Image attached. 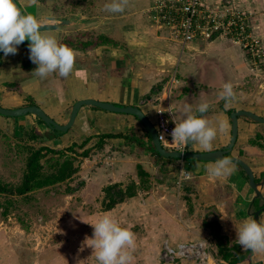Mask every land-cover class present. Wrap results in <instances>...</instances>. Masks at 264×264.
Wrapping results in <instances>:
<instances>
[{"label": "crops", "instance_id": "crops-1", "mask_svg": "<svg viewBox=\"0 0 264 264\" xmlns=\"http://www.w3.org/2000/svg\"><path fill=\"white\" fill-rule=\"evenodd\" d=\"M18 1L26 14L34 15L42 22L53 18L71 19L72 24L42 30V34L53 35L60 43L74 49L77 58L74 71L67 78L52 74L40 79L33 74L37 65L29 58L30 41L26 39L18 45L15 55L5 56L0 51V106L38 105L61 124L69 120L75 102L85 98L138 106L159 131L171 136L175 125L169 111L175 113L179 121L183 118L181 109L185 104L195 107L207 100L214 107L204 114L206 118L217 126L220 121H225L228 126L224 133L218 132L212 150L228 145L231 140V110L248 109L264 116V105L260 100H251L248 105L229 102L226 107L225 101L218 99L224 83H240L252 71L244 52L236 49L229 40L220 39L194 40L183 46L172 38L168 29L158 26L150 17L148 10L155 0H129L122 13L101 11L103 18L99 21L94 20L95 12L91 16L81 13L78 17L77 12L81 11L77 7L62 9L56 0ZM206 1L216 4L221 0ZM236 1L252 12L256 30L259 26L254 21L264 19L258 13L264 10V0ZM110 2L107 0L101 6ZM91 3L96 4L95 1ZM91 8L96 9L94 5ZM71 14L72 18L68 17ZM84 19L80 24L79 21ZM242 92L239 90L238 93ZM31 130L40 134L37 140L29 142L36 148L48 146L61 150L76 144L78 152L90 149L88 156H79L76 165L80 163V168L72 177L83 180L81 190L74 193L85 196L90 207L101 204L98 198L102 199L104 188L109 184L126 185L132 180L139 185L138 165H141L149 174L150 189H138L135 196L111 210L102 211L101 217L115 215L118 220L120 215L129 217L132 214V219L139 223L142 219L138 213H147L143 218L146 220L141 223L152 228L155 241L152 238L150 243L155 247L166 240L176 244L202 237L212 239L211 229L204 226L205 220L217 221L229 245H239L236 227L246 219H254L252 212L264 206V201L251 187L249 177L235 162L234 173L226 178H213L207 167L216 161L170 159L140 147L133 137H139L148 145L150 135L132 114L83 106L67 132L52 136H49L53 134L52 130L34 114L0 115V132L6 136L13 134L22 139ZM107 134H113V137L103 138ZM184 147L190 151H205L194 142ZM230 155L247 162L256 182H261L264 176V123L240 117L238 138ZM182 172L189 177L182 179L179 188ZM259 189L264 196V184ZM120 207L128 209L123 213L115 212ZM260 221H264V212ZM161 239L163 241H159ZM212 249L209 264H230L217 256L215 241ZM240 249L247 251L241 246ZM175 264L195 262L180 260ZM237 264H264V254L252 252L250 259Z\"/></svg>", "mask_w": 264, "mask_h": 264}, {"label": "rangeland", "instance_id": "rangeland-1", "mask_svg": "<svg viewBox=\"0 0 264 264\" xmlns=\"http://www.w3.org/2000/svg\"><path fill=\"white\" fill-rule=\"evenodd\" d=\"M94 1L96 4L91 3ZM94 1L56 0V3L61 5L62 9L67 10L70 7L71 9L77 7L81 11L77 12L78 17L81 13L90 15L95 12L96 19L94 20L99 21L103 18L101 11L104 12V9H101L104 5H101L107 0ZM93 5L96 8L95 11L91 10ZM87 7L88 10H85ZM258 13H261L263 19L264 10ZM68 17L72 18V14ZM78 17H76L77 21ZM84 21L85 19L79 22L82 24ZM254 23L259 26L256 34L262 38L264 44V19L256 20ZM231 44L234 43L231 42ZM233 46L244 52L237 44ZM245 60L248 63L246 55ZM247 75L242 82L233 85L235 92L233 99L235 100L230 102L237 105H248L251 100L257 99L262 101L260 104L264 105V99L259 98H264V68L262 70L252 69ZM239 90L243 92L238 93ZM29 142L30 139L25 134L22 139H18L13 134L6 136L0 132V179L2 182L21 183L30 154L29 147L33 146ZM53 158H58V156L48 155L42 160L47 169H49V164L55 161ZM132 182L130 180L123 186L126 187ZM83 185L82 179L72 178L54 186L31 191L24 196L1 193L0 264H98L94 250L89 246L91 243L89 238L93 237V227L89 223L96 222L101 217L102 211H106L104 210L105 193L102 199L100 196L98 198L99 202L101 201L99 206L90 207L85 196L74 193L81 190ZM181 185L182 182L178 184V187H182ZM126 209L128 207H120L119 211L115 212L123 213ZM138 214L142 221L146 220L143 218L147 213ZM109 216L115 218V215ZM128 216L120 215L117 221L122 227L129 228L136 237L134 249H129L132 255L131 264H175L164 262L161 259L162 243L157 247L153 246L152 242L150 243L152 238L155 241L152 228L141 223L142 221L136 223L135 218L131 217L132 214Z\"/></svg>", "mask_w": 264, "mask_h": 264}, {"label": "clouds", "instance_id": "clouds-1", "mask_svg": "<svg viewBox=\"0 0 264 264\" xmlns=\"http://www.w3.org/2000/svg\"><path fill=\"white\" fill-rule=\"evenodd\" d=\"M35 3V0H32ZM129 0H111L104 5L110 13L124 12ZM43 22L32 14H24L16 0H0V51L5 56L17 54L18 45L26 39L30 41V60L37 65L33 74L46 79L52 74L67 78L74 71L77 53L74 49L60 43L55 36L42 34ZM233 85L226 82L218 93V99L225 101V106L234 98ZM214 105L203 100L193 107L185 104L182 119L179 121L175 113L169 111L174 123L170 135L172 141L181 146V150L189 142L198 143L205 151L212 150V142L217 134L227 130V123L220 121L218 126L204 115ZM162 112V111H159ZM236 171L229 157L218 158L214 165L207 167L213 178H226ZM85 223L87 221L82 220ZM93 227V237L89 238V246L94 250L98 264H131L132 255L129 249L135 247V234L113 217L104 215L96 222L89 223ZM236 227V226H235ZM236 240L242 249L253 253L264 254V221L246 219L236 227Z\"/></svg>", "mask_w": 264, "mask_h": 264}, {"label": "built area", "instance_id": "built-area-1", "mask_svg": "<svg viewBox=\"0 0 264 264\" xmlns=\"http://www.w3.org/2000/svg\"><path fill=\"white\" fill-rule=\"evenodd\" d=\"M148 11L152 20L168 29L172 38L183 46L194 40H229L244 50L252 69L264 68V44L256 34L252 12L242 8L236 0H221L216 4L206 0H155ZM159 139L165 147L181 150L163 131H159ZM182 150H186L185 147ZM188 177L189 174L182 172L178 182ZM212 244L210 237L176 244L166 240L161 259L167 263L190 260L195 264H209L213 257Z\"/></svg>", "mask_w": 264, "mask_h": 264}, {"label": "trees", "instance_id": "trees-1", "mask_svg": "<svg viewBox=\"0 0 264 264\" xmlns=\"http://www.w3.org/2000/svg\"><path fill=\"white\" fill-rule=\"evenodd\" d=\"M101 38L107 40L105 36H101ZM91 43L93 42L91 41ZM232 111L233 110L230 111V114ZM40 121L44 123L42 120ZM52 133L53 134L49 136L59 135L63 132L52 130ZM25 135L29 137L30 140H37L40 137V134L36 130H31L30 132L27 131ZM105 137H113V134H107L103 138ZM133 138L140 147L149 148L153 153L160 156L155 151L151 137L148 145H146V143L139 137L134 136ZM29 149L30 154L28 156L26 170L21 183H5L0 179V194L24 196L31 191L54 186L66 180H70L80 168L79 164L76 165L79 156L86 157L90 153V149L78 152L76 150V144L61 150H56L48 146H40L38 148L30 146ZM68 152H72L74 155H70ZM48 155L58 156V158H53L55 161L49 164V169H47L42 162V160L47 158ZM138 175L140 177V184L138 186L133 181L126 187L121 183H113L104 188V210H110L118 203L124 202L127 198L135 196L137 194V189L148 190V188L151 187L152 184L150 182L149 174L141 165H138ZM204 226L211 229L213 236L212 242L215 241L217 245L218 257L224 259L230 264H237L250 259L252 251L247 250L242 252L240 245H229L227 238L221 234V227L217 221L205 220Z\"/></svg>", "mask_w": 264, "mask_h": 264}, {"label": "water", "instance_id": "water-1", "mask_svg": "<svg viewBox=\"0 0 264 264\" xmlns=\"http://www.w3.org/2000/svg\"><path fill=\"white\" fill-rule=\"evenodd\" d=\"M16 2L20 7L21 11L24 14H26L19 1L16 0ZM72 23L73 21L68 18H53L48 22H43V26L41 27V30H54L61 26L70 25ZM83 106H94L111 112L132 114L136 116L148 131L152 143L155 147V151L162 157L170 158V159L196 160V161H217L218 158L229 157L233 162L240 165V167L249 177L250 185L255 190L256 195L264 201V196L261 190L259 189V186H262L264 184V176L261 182H256L254 172L252 171L249 164L239 157L230 155L238 138L240 117L249 118L250 120L257 123H264V116H261L248 109L233 110L231 112L230 118H231L232 130H231V140L228 145L220 149L204 151V152L170 149L165 147L161 142V140L159 139V130L151 122V120L148 118L145 112L138 106H126V105L116 104L113 102L100 101L92 98H85L75 102V104L72 107L69 120L64 124L57 122L54 118L49 116L38 105H27L18 108H7L4 106H0V115L7 117H20L31 113L37 116L40 120H42L51 130L67 132L73 126L77 118V115L81 107ZM263 212H264V206L252 212L254 219L260 221V215Z\"/></svg>", "mask_w": 264, "mask_h": 264}, {"label": "flooded vegetation", "instance_id": "flooded-vegetation-1", "mask_svg": "<svg viewBox=\"0 0 264 264\" xmlns=\"http://www.w3.org/2000/svg\"><path fill=\"white\" fill-rule=\"evenodd\" d=\"M234 85V84H233Z\"/></svg>", "mask_w": 264, "mask_h": 264}]
</instances>
